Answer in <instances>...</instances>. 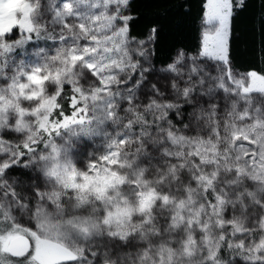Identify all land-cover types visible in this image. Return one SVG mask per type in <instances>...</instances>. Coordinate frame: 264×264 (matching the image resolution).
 <instances>
[{
  "label": "snow or ice",
  "instance_id": "snow-or-ice-1",
  "mask_svg": "<svg viewBox=\"0 0 264 264\" xmlns=\"http://www.w3.org/2000/svg\"><path fill=\"white\" fill-rule=\"evenodd\" d=\"M248 9L249 0H50L40 23L30 16L0 32V264L151 255L111 218L134 220L177 193L200 210L161 218L180 234L161 242L169 258L180 243L189 256L199 246L203 264H264V104L252 103L264 98V70L239 71L232 48ZM257 25L264 37V0ZM189 27L195 43L182 38ZM150 161L166 166L161 184L172 176L179 186L144 183ZM93 204L108 231L70 214Z\"/></svg>",
  "mask_w": 264,
  "mask_h": 264
},
{
  "label": "clouds",
  "instance_id": "clouds-1",
  "mask_svg": "<svg viewBox=\"0 0 264 264\" xmlns=\"http://www.w3.org/2000/svg\"><path fill=\"white\" fill-rule=\"evenodd\" d=\"M188 70V68L184 69V71L186 72ZM200 71L206 72L207 70L201 68ZM158 79L161 86L166 88L167 82L160 77H158ZM160 140H163V137H160ZM145 168L148 170L154 169V171H152L151 181L144 182L142 176H137L138 180H141L144 183H151L155 188L160 189V191L168 189L171 192L179 186L176 183L175 178L172 176H169V178L166 179L163 184L159 182L160 178L167 175L166 166L164 164L157 165L150 161L148 165H145ZM194 192L195 189H193V193ZM178 196V193L175 194L167 206H165L164 204H154L155 212L141 214L138 210L135 211L133 213V215L135 216L134 220L129 216L112 217L110 227L113 231H130L133 233H139L136 239L138 241L149 243L152 248V254L145 257L144 255H141L139 249L135 251L132 249H126L111 256L110 259L105 261V264H203L202 259L199 256V246L193 245L195 249L194 253L193 255L189 256L184 252L182 245L180 243H177L174 258H169V256L167 255V249L160 247L161 242L171 244V242L178 240V237L174 235L177 230L174 228H170L169 225L165 224L161 219L162 217L168 215L169 211H175L178 219L182 210H184L185 215L195 211L197 215L193 216L192 218H198V212L200 209H194L191 206L194 203L195 197H189L188 200H184L181 204L180 200L177 199ZM200 207L202 208V206ZM100 208V205L93 204V206L86 211L81 212L71 210L70 214L88 215L93 218L95 222V229L97 232H106L108 231V227L104 224V217L100 213ZM149 217H155V222H149ZM157 232L159 233V235L156 234ZM206 242V238L202 237L201 243L203 244ZM155 256H162V259L156 260L154 259Z\"/></svg>",
  "mask_w": 264,
  "mask_h": 264
},
{
  "label": "trees",
  "instance_id": "trees-1",
  "mask_svg": "<svg viewBox=\"0 0 264 264\" xmlns=\"http://www.w3.org/2000/svg\"><path fill=\"white\" fill-rule=\"evenodd\" d=\"M168 2L171 3L172 0H168ZM201 3L202 0H195L197 8L200 7ZM259 9L260 0H249V9L241 14L235 26L232 48L234 55L239 61L236 65L239 71H244L249 67L264 70V51H262L264 49V37L261 36L258 25L255 29L251 26V18L253 15L258 14ZM182 38L187 43H195L196 32L189 27L184 30ZM211 69L207 68L206 70L212 72ZM132 150L134 151L135 149L133 148ZM154 202L155 200L150 205L154 204ZM23 214L27 216V211L24 210ZM68 234L71 233L68 232Z\"/></svg>",
  "mask_w": 264,
  "mask_h": 264
},
{
  "label": "rangeland",
  "instance_id": "rangeland-1",
  "mask_svg": "<svg viewBox=\"0 0 264 264\" xmlns=\"http://www.w3.org/2000/svg\"><path fill=\"white\" fill-rule=\"evenodd\" d=\"M49 2L50 0H0V32L9 30L11 26L16 23L27 26L30 22V16L35 19L37 23H40L47 17ZM43 46L42 44L41 47ZM211 70L213 74L219 73L218 68H212ZM252 103L256 106L262 105L264 104V98L254 97ZM154 200V194L150 193L146 195L144 198V207H150V203ZM174 235H176L179 240L180 234L174 233ZM67 239L72 241V235L67 233Z\"/></svg>",
  "mask_w": 264,
  "mask_h": 264
}]
</instances>
